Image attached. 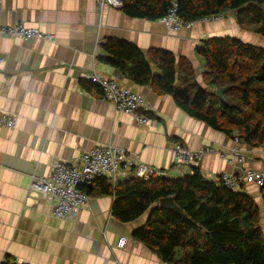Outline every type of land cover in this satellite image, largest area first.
<instances>
[{
    "label": "crops",
    "instance_id": "0c3cea01",
    "mask_svg": "<svg viewBox=\"0 0 264 264\" xmlns=\"http://www.w3.org/2000/svg\"><path fill=\"white\" fill-rule=\"evenodd\" d=\"M0 8L1 21L23 22L54 35L52 40L0 35V111L16 116L15 126H0V264H173L132 236L149 211L129 221L117 218L114 196L102 192L98 183L88 190V203L67 218L53 214L52 198L30 192L32 173L45 175L55 161L76 159L93 145L116 144L152 167L166 168L168 176L197 167L207 179L219 181L224 171H264L263 146L213 128L180 107L172 95L135 83L107 60L105 42L110 39L129 41L146 56L153 48L166 49L187 57L206 86L198 42L223 35L249 43L254 38L232 10L172 30L161 18L132 16L120 7H101L99 0H2ZM93 70L141 92L149 120L140 123L118 111L86 78ZM175 142L215 150L176 164ZM233 147L241 161L222 155ZM242 189L262 204L259 185L244 182ZM122 235L126 241L120 246Z\"/></svg>",
    "mask_w": 264,
    "mask_h": 264
},
{
    "label": "trees",
    "instance_id": "16d2710c",
    "mask_svg": "<svg viewBox=\"0 0 264 264\" xmlns=\"http://www.w3.org/2000/svg\"><path fill=\"white\" fill-rule=\"evenodd\" d=\"M172 1L123 0L121 8L129 15L155 20L168 11ZM176 1L183 19L232 10L242 28L264 35V0ZM203 40L206 47L196 48L205 59L206 86L198 81L185 56L161 48L151 49L146 56L120 39L108 40L105 47L107 60L135 83L148 84L157 94H170L190 115L213 128L264 147V47L233 35ZM227 85L219 97L216 89ZM97 183L102 192L114 196L112 213L117 218L129 221L149 211L132 236L168 263L264 264V183L260 185L262 204L243 189L207 179L197 167L178 176L130 175L116 184L101 176L80 188L88 192ZM167 195H172L186 216L159 205V198Z\"/></svg>",
    "mask_w": 264,
    "mask_h": 264
},
{
    "label": "built area",
    "instance_id": "2783aa9c",
    "mask_svg": "<svg viewBox=\"0 0 264 264\" xmlns=\"http://www.w3.org/2000/svg\"><path fill=\"white\" fill-rule=\"evenodd\" d=\"M1 2L2 0H0V7ZM99 4L101 7L104 4H109L121 8L123 0H99ZM177 10L178 3L173 0L168 11L161 17L169 29L177 30L181 26H190L199 20L218 19L228 12L226 10L183 19L178 15ZM0 35L18 36L24 39L38 37L52 40L54 38L53 34L44 32L35 26L23 22L6 23L1 20ZM197 46L205 48L204 40L201 39ZM3 60L4 56L0 55V61ZM86 78L100 88L103 97L110 99L118 111L131 114L140 123H146L149 120L145 113V97L141 92L96 70L88 73ZM15 124L16 116L13 113L0 111V126L13 127ZM233 135L235 139H239L237 134ZM214 150L215 148L209 145L194 150L181 142H175L173 146L176 164L186 163L191 159L198 160L204 153ZM235 153V147H233L229 153H222V155H230L231 158L228 159L230 162L241 161L242 157L236 156ZM130 175L148 178L157 175L168 176L169 174L166 168L152 167L116 144L101 143L83 151L76 159L55 161L50 171L45 175L32 173L29 190L42 198H52V211L56 217H74L89 201L88 192L80 188V185L90 186L101 176L107 177L111 183L116 184ZM220 180L225 186L232 189H242L244 182H255L260 186L264 183V171L251 167L236 173L224 171L220 174ZM125 241L126 236H120L118 245H124Z\"/></svg>",
    "mask_w": 264,
    "mask_h": 264
},
{
    "label": "water",
    "instance_id": "95a60500",
    "mask_svg": "<svg viewBox=\"0 0 264 264\" xmlns=\"http://www.w3.org/2000/svg\"><path fill=\"white\" fill-rule=\"evenodd\" d=\"M228 88L227 86L224 87H220L216 89V93L219 97H223L222 94L224 92V90ZM159 205L167 208V209H171L175 212H177L178 214L182 215V216H186V213L181 209V207L174 201L172 195H167V196H162L159 198Z\"/></svg>",
    "mask_w": 264,
    "mask_h": 264
},
{
    "label": "rangeland",
    "instance_id": "374dc122",
    "mask_svg": "<svg viewBox=\"0 0 264 264\" xmlns=\"http://www.w3.org/2000/svg\"><path fill=\"white\" fill-rule=\"evenodd\" d=\"M232 13H233V17L236 19V17H235V12L234 11H232ZM248 31H250V32H254V38L252 39V40H249L250 41V43H253V44H255V45H257V46H260V47H264V35H262V34H259V33H257V32H255V31H253V30H248ZM228 34H231V33H229L228 32ZM260 38H263V40H261L260 41ZM263 41V42H262ZM247 42V41H246Z\"/></svg>",
    "mask_w": 264,
    "mask_h": 264
}]
</instances>
